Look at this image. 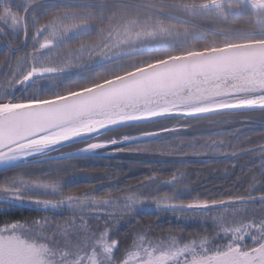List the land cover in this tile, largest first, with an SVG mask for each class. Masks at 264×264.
Instances as JSON below:
<instances>
[{
    "label": "snow or ice",
    "instance_id": "1",
    "mask_svg": "<svg viewBox=\"0 0 264 264\" xmlns=\"http://www.w3.org/2000/svg\"><path fill=\"white\" fill-rule=\"evenodd\" d=\"M0 38V264H264V0H0ZM119 154L252 167L102 192L71 163Z\"/></svg>",
    "mask_w": 264,
    "mask_h": 264
},
{
    "label": "rangeland",
    "instance_id": "2",
    "mask_svg": "<svg viewBox=\"0 0 264 264\" xmlns=\"http://www.w3.org/2000/svg\"><path fill=\"white\" fill-rule=\"evenodd\" d=\"M241 16H244V15H241ZM249 115L253 116V117L258 116V114H249ZM260 131H261V129L257 128L255 130V135H259ZM116 158L117 159H114V161L83 160V159H81V160L71 161V163H76L82 168H84V166H86L88 164H94V165L102 164L106 168H110L112 171L122 173L123 175L120 178L127 176V175H132V173L136 174L139 172L144 173L143 175H141V177H143V176L150 175L152 171H156V173L158 175H161L164 179H168L170 176V173L174 170V167H184L185 170L187 171L189 179L193 182V185L195 187H197L201 181H203L204 179L207 178L209 171L212 169V167L215 163H220V162H214L211 160V161H208V163L205 165L191 166L190 162H189L190 160H186L183 164H181L180 162H178L174 158L154 157V156H133V155H128V154H119V155H116ZM127 158H131L130 160H132V161H127L126 160ZM193 159H196V158H193ZM199 159L200 158H198V160ZM203 160H205V159H203ZM157 161H159V163H157ZM89 170H91V169H89ZM97 171L98 170H96L97 175L101 176V178H102L103 175L99 174L101 172H97ZM31 175H40V173H32ZM246 178L247 177H245V179ZM73 179H74L73 183L81 181V180H86L80 176L74 177ZM114 182L115 181H112V180L105 181L104 186L110 185ZM86 189H84V190H86ZM101 191H102V189H101ZM21 210H25V211H23V213H21V215L22 216L24 215L25 218H27L29 216H37V215L42 214V213L35 212V210L29 211V208H27V209L21 208ZM30 212H33V213L29 214ZM159 216H160V218H165V217L168 218L169 217V218L173 219V217L170 213H161V214H159ZM159 221H160V219H159ZM124 227H126V226L121 227V229H120L121 232L124 231ZM194 227L198 228L199 225H193V228ZM189 230H192V229H189Z\"/></svg>",
    "mask_w": 264,
    "mask_h": 264
},
{
    "label": "trees",
    "instance_id": "3",
    "mask_svg": "<svg viewBox=\"0 0 264 264\" xmlns=\"http://www.w3.org/2000/svg\"><path fill=\"white\" fill-rule=\"evenodd\" d=\"M200 26L203 27V28H206V29H209L210 31H215V29L213 28V25L211 23H207L205 21H200L199 22ZM249 25L247 23V20L245 18V16H241L237 21L236 23L233 25V28L234 30L235 29H244V28H248ZM88 37H85V39H87ZM114 159H117L116 156H113L109 159H103L104 161H114ZM131 158H127L126 160L127 161H132L130 160ZM190 161V165L191 166H198V165H205L208 163V161H211V160H203V158H200L198 160V158L196 159H189ZM249 160L248 157H242L239 161V164L237 166V168L235 169V172H234V175H229V176H225L224 175V170L225 168L233 163L232 161H227V160H223V159H214L212 161L214 162H220V163H215L212 167V169L209 171V174L207 176L206 179H204L203 181L200 182V184L196 187L197 191L198 192H204V191H216L217 189H221L223 188L225 185H230L231 181L233 179H235L236 176H239L241 177V179H245V177L248 176L249 174V169L252 167V165L250 164H247L246 162ZM188 162V163H189ZM240 164H244L245 167L243 169V171L240 170V167L239 165ZM84 168H87V169H91V170H98L97 172H101L99 174H102L103 175V171L104 169L106 168L104 165L102 164H88L86 166H84ZM229 170V173H233V170L231 168L228 169ZM144 173L142 172H139V173H132V175H127V176H124L122 178H120V183L119 185L116 184V182L110 184V185H107V186H104L102 188V192L103 191H106V190H109V189H115L116 187H119L121 189L125 188V187H129L130 184L131 185H135L137 183V179L141 177V175H143ZM89 184L90 182L88 180H81V181H78V182H75V183H72L69 185L70 188L72 189H80V190H84L86 188L89 187ZM23 211L25 210H16L14 211L10 218L11 219H24L25 216L21 215V213H23ZM30 211V210H29ZM34 212V211H33ZM33 212H30L29 214L33 213ZM155 215H152V216H144V217H141L140 219L142 221H148V220H153L155 221L156 220V216L154 217ZM173 219L171 218H160V221H158L160 224L164 225L165 228L167 227V223L166 221H172ZM193 228V225H190L189 226V229H192Z\"/></svg>",
    "mask_w": 264,
    "mask_h": 264
},
{
    "label": "flooded vegetation",
    "instance_id": "4",
    "mask_svg": "<svg viewBox=\"0 0 264 264\" xmlns=\"http://www.w3.org/2000/svg\"><path fill=\"white\" fill-rule=\"evenodd\" d=\"M3 38H0V41H2ZM6 51V49L0 50V60L3 58V52Z\"/></svg>",
    "mask_w": 264,
    "mask_h": 264
}]
</instances>
